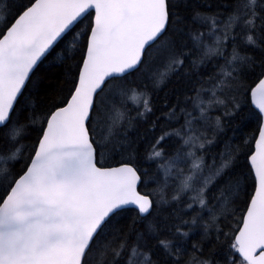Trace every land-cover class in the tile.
Wrapping results in <instances>:
<instances>
[{
  "label": "snow or ice",
  "instance_id": "1",
  "mask_svg": "<svg viewBox=\"0 0 264 264\" xmlns=\"http://www.w3.org/2000/svg\"><path fill=\"white\" fill-rule=\"evenodd\" d=\"M0 264H264V0H0Z\"/></svg>",
  "mask_w": 264,
  "mask_h": 264
},
{
  "label": "trees",
  "instance_id": "2",
  "mask_svg": "<svg viewBox=\"0 0 264 264\" xmlns=\"http://www.w3.org/2000/svg\"><path fill=\"white\" fill-rule=\"evenodd\" d=\"M161 95H162V94H161ZM250 132H251V129L243 130V134H244V135H248ZM153 167H154V166H153ZM152 187H153V186L150 185L148 188H141V192L143 193V192L149 191V190H151Z\"/></svg>",
  "mask_w": 264,
  "mask_h": 264
}]
</instances>
